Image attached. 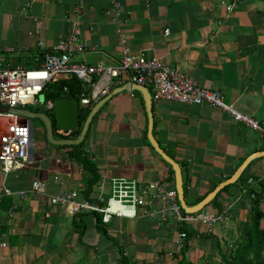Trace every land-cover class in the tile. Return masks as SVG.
<instances>
[{"label": "crops", "instance_id": "0c3cea01", "mask_svg": "<svg viewBox=\"0 0 264 264\" xmlns=\"http://www.w3.org/2000/svg\"><path fill=\"white\" fill-rule=\"evenodd\" d=\"M117 1L123 6L121 22L113 14ZM222 1L233 0H0V50H13L18 61L44 54L67 39L76 17L86 50L74 55L75 61L118 63L119 31L125 32L132 52L158 58L198 85L219 90L225 103L264 126V0H237L232 12ZM128 77L117 79L114 89L129 83ZM153 115L154 135L182 167L190 205L230 178L248 156L264 151L259 131L210 104L161 99L153 101ZM16 120L23 121L0 113V133ZM148 129L141 92L125 90L104 104L84 146L99 175L88 196V173L72 157L73 148L43 138L35 142L33 130L29 166L4 177L0 164V189L6 185L15 193L0 203V240L7 243L0 246V264H179L180 230L173 220L159 224L156 216H114L103 223L97 212L72 214L68 206L50 202V196L77 190L80 199L103 205L114 177L176 188L175 174L149 142ZM36 180L45 182L44 195L18 196ZM234 186L208 207L211 213L229 208L224 225L212 231L204 221L182 226L188 232V261L219 264L242 226L252 223L256 208L264 212V156Z\"/></svg>", "mask_w": 264, "mask_h": 264}, {"label": "built area", "instance_id": "2783aa9c", "mask_svg": "<svg viewBox=\"0 0 264 264\" xmlns=\"http://www.w3.org/2000/svg\"><path fill=\"white\" fill-rule=\"evenodd\" d=\"M229 12H232L237 0L222 1ZM114 17L121 22L123 6L115 3ZM72 28L67 39L61 40L38 59L30 64L18 61L13 50H0V104L11 108H30L29 106L45 102L40 96L48 89L51 82L60 74L76 77L82 85V93L76 97L79 101L80 118L88 115L93 107L108 96L118 85L117 79L128 73L129 81L150 88L152 100L161 99L177 101L190 105L210 104L227 111L234 120L259 131L264 136V126L256 119L238 112L232 105L225 103L219 90H211L198 85L184 72L172 68L158 58H149L144 53H134L127 43L125 32L119 31L120 60L116 64L91 65L75 61L74 55L84 52L81 21L71 18ZM167 34L169 31L167 30ZM41 49H46L40 44ZM67 91V87H65ZM45 94V93H44ZM16 119L17 115L11 114ZM33 144V126L30 122L14 121L0 133V164L4 177L14 171L29 166L30 151ZM250 185L254 183L251 178ZM245 193L249 188H244ZM13 191L3 185L0 189V203L5 196H12ZM24 198L27 194L44 195L45 182L34 181L26 190L18 191ZM50 202L58 206H68L72 214L85 211L97 212L103 223H109L114 216L136 218L156 216L159 224L173 220L179 226L204 221L210 231L216 225H224L228 220L229 208L211 213L204 210L187 213L181 206L176 188H169L164 181L142 182L126 177L112 178V194L107 202L98 205L80 199V191L64 190L58 195L50 196ZM187 233H180L179 242L184 244ZM7 245L0 240V246Z\"/></svg>", "mask_w": 264, "mask_h": 264}, {"label": "water", "instance_id": "95a60500", "mask_svg": "<svg viewBox=\"0 0 264 264\" xmlns=\"http://www.w3.org/2000/svg\"><path fill=\"white\" fill-rule=\"evenodd\" d=\"M139 91L142 93L145 106L149 117L148 139L155 150L162 158L170 164L175 174L176 190L178 192L181 206L187 213H197L210 205L217 195L227 186L236 183L244 174L247 167L256 159L264 156V151L254 152L238 167L235 173L227 180L218 184L211 192H209L200 202L190 205L186 199L185 182L181 165L173 159L161 146L160 142L154 135V115L153 100L150 89L147 86L129 82L124 86L117 87L108 96L100 100L87 115L82 123L79 114V101L75 97H58L48 101L44 111H34L30 108H11L0 106V113H11L28 122L29 119H39L43 122L47 140L56 146H74L82 143L89 131L90 125L98 113V111L106 104L114 95L123 91ZM44 101V100H43ZM77 137H61L56 135L70 131H79ZM67 134V133H66ZM68 135V134H67Z\"/></svg>", "mask_w": 264, "mask_h": 264}, {"label": "trees", "instance_id": "16d2710c", "mask_svg": "<svg viewBox=\"0 0 264 264\" xmlns=\"http://www.w3.org/2000/svg\"><path fill=\"white\" fill-rule=\"evenodd\" d=\"M45 54V53H44ZM43 53H38L37 55L27 54L24 55V57H20L19 60L22 62V60H31L30 62L38 59L39 62H42L44 59ZM65 87H67V91L65 90ZM49 88V86H48ZM57 88L58 90L56 92L50 91L47 89L44 93L46 96V101L54 100L58 97L64 96L63 94H67L71 97H78L80 93H82V85L80 81L74 77L69 76L66 78H61L57 81ZM87 115L81 118V122L83 123L86 119ZM68 134V135H67ZM66 136L62 135V137H77L80 134L79 131H70L67 132ZM85 140L80 143L79 145L70 146L73 148L72 151V157L76 158L78 161L83 163L84 170L88 173V176L86 177V195L88 196L94 184L99 179L98 175V166L94 162L92 158L88 155V153L85 151ZM65 147H68L67 145ZM172 173H174L172 167H171ZM244 178V174L241 176L239 180H242ZM228 187H225L223 190H226ZM245 188H248L247 186ZM222 190V191H223ZM221 191V192H222ZM219 195V194H218ZM217 195V196H218ZM217 197L213 200V202H216ZM259 200V199H258ZM263 220H264V212L260 210L259 208H256V211L252 218V223H245L241 228V233L239 235V238L237 241L233 242L227 249H225L221 253L222 261L219 264H264V226H263ZM167 220L163 221L161 224L166 222ZM172 221V220H171ZM180 233L182 231L187 233V238L185 240L184 244H181L182 252H181V259L179 260V264H194L193 262H190L187 260L186 252L189 249L188 246V232L185 229H182V226L187 225H178L175 223ZM193 234V233H192ZM191 235V233H190ZM180 237V235H179ZM249 248H252L254 250L255 256L252 258V260L247 259V256L245 254H249Z\"/></svg>", "mask_w": 264, "mask_h": 264}, {"label": "rangeland", "instance_id": "374dc122", "mask_svg": "<svg viewBox=\"0 0 264 264\" xmlns=\"http://www.w3.org/2000/svg\"><path fill=\"white\" fill-rule=\"evenodd\" d=\"M68 75H62V74H60V75H58L54 80H53V82H51L50 83V85H49V90L50 91H53V92H56L57 90H58V88H57V81L58 80H60L61 78H63V77H67ZM42 100H46V96H45V94L43 93L41 96H40V101H42ZM1 105V104H0ZM2 106V105H1ZM30 107V109H32V110H34V111H44L45 110V106L43 107V106H41L40 104H37V105H33V106H29ZM28 122H30V123H32V126H33V130H34V140H35V142L36 141H38V140H40V139H45V140H47L46 139V137H45V135H46V132H45V127H44V124H43V122L41 121V120H39V119H29L28 120ZM59 135H57L56 137L57 138H59L58 137ZM239 181V180H238ZM237 181V182H238ZM237 182L236 183H234V184H231V185H229L230 187H236V186H234L235 184H237ZM238 188V187H237ZM240 193H241V190H240ZM210 205H208V206H206V208L204 209V211L205 212H209L208 210V207H209ZM263 226H264V220H263ZM249 254L247 255V254H245L246 256H247V259H249V260H252V258L255 256V253H254V250L252 249V248H249V252H248ZM216 263H218L219 261H215ZM225 264H230V263H225Z\"/></svg>", "mask_w": 264, "mask_h": 264}, {"label": "clouds", "instance_id": "9594fccd", "mask_svg": "<svg viewBox=\"0 0 264 264\" xmlns=\"http://www.w3.org/2000/svg\"><path fill=\"white\" fill-rule=\"evenodd\" d=\"M51 101V100H50ZM44 102H45V105L48 103V101H46V100H44ZM44 107V106H43ZM45 108V107H44ZM204 210V209H203Z\"/></svg>", "mask_w": 264, "mask_h": 264}, {"label": "flooded vegetation", "instance_id": "af4514ba", "mask_svg": "<svg viewBox=\"0 0 264 264\" xmlns=\"http://www.w3.org/2000/svg\"><path fill=\"white\" fill-rule=\"evenodd\" d=\"M63 135H65V136H66V133H63Z\"/></svg>", "mask_w": 264, "mask_h": 264}]
</instances>
